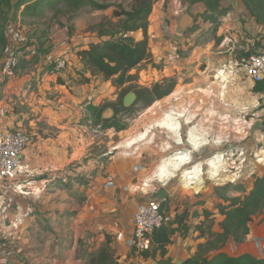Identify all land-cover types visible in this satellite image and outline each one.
<instances>
[{
  "label": "crops",
  "instance_id": "0c3cea01",
  "mask_svg": "<svg viewBox=\"0 0 264 264\" xmlns=\"http://www.w3.org/2000/svg\"><path fill=\"white\" fill-rule=\"evenodd\" d=\"M165 2L166 0H163L158 3L163 6ZM155 7L156 5L150 16L149 25L152 58L144 62L147 66L144 71L152 78L165 82L166 77L175 74L179 67L187 65L191 59H194L193 56L181 58L177 48L179 42L184 46L186 40L196 41L195 37L201 30L199 26L191 33L188 30L194 24L204 26V20L199 18L195 22V16L204 13L206 7L202 2L186 5L184 8L170 6L159 18L152 20ZM157 23L160 26L167 24L170 31L175 34L182 31L185 36L180 35L179 42L173 43L167 38V32L164 30L159 35L160 38H157L159 44L157 45L151 32ZM157 29L160 30L162 27ZM254 29L255 36L261 34L257 37L264 46V38H262L264 27L258 24ZM222 30L228 38L226 33L230 31ZM93 34L95 43H98L100 38L96 33ZM132 35L141 39L143 31L138 30ZM193 46L195 52L199 51L201 58H205L203 52L210 50L214 45L209 42L203 47L196 43H193ZM220 46L224 47L225 43L221 42ZM66 47L68 49L69 45L67 44ZM48 48L52 51L51 46ZM79 50L74 51L76 52L74 62L78 73L82 74L85 69L78 55ZM218 53L222 56L214 57L213 54L206 58L209 65L217 64V59L226 62L225 55ZM220 68L218 67L217 71ZM42 70L41 67L20 69V73L10 81L2 82L0 79V128H22L31 137V142L23 155L29 171L18 178L25 192L14 194L6 190L3 192V201L0 202V211H2L0 212V264H88L89 253L105 244H109L115 250V254L120 256L117 264H133L140 261L139 258L131 255L134 213L139 202L157 198L156 193L162 187L151 189L148 182L155 178L161 183H166L171 179L169 173L171 171L167 172V169L169 167L177 169L178 166H172L173 159L168 155L173 157L176 154H187L190 157L187 161H190L191 155H196L198 149L205 145V142L202 144L193 138V132L199 135L198 125H192L191 130H188L187 124L194 123V115L183 114L188 109H179L178 98L175 99V103L169 99L177 90L171 92V96L156 99L145 107L143 114L145 139L148 143H153L155 129L166 130L163 137L164 148L161 152H166L167 155L144 183L147 188H142L140 183L145 179L146 171L156 162V157L149 156L148 159L146 157L141 160L140 156H132L135 153L124 154L118 151L121 148L126 151L139 149V146L135 145L136 137L127 138L115 147H111L113 140L110 138H107L108 143L96 140L98 133L104 134V131L112 135L126 132V128L102 129V123L94 122L87 107L89 104L101 106L102 98L106 97L104 91L109 90V93L112 91L110 87L104 88V83L107 86L112 85L113 90L116 89L112 80H105L102 76H91L90 73L85 72L91 80L77 83L73 80L75 73L69 70L67 75L65 73L62 76L65 79L62 82L58 81L55 75ZM92 78H97V81ZM102 80L104 82L101 89H103L99 90L97 84ZM157 107L162 112L160 117H154L156 114L154 109ZM113 116V109L108 108L103 111V119ZM185 124L188 127L185 134L186 139L189 138L187 143L190 148L184 145L182 130ZM209 137L205 139L207 145L210 144ZM104 143L107 146L99 150L97 152L99 154L92 153L91 146L97 145L102 148L101 144ZM200 144L202 146H199ZM169 145L172 146L171 149L168 148ZM176 150L182 151L172 153ZM86 159L89 160L84 161ZM104 160L107 161L104 167H101L98 163H103ZM179 163L181 162L178 161ZM207 164L210 165V160ZM165 187L169 191L167 203H170L174 191L169 185ZM10 197H12L11 203L8 202ZM216 206L210 207L203 201L187 202L184 208L169 212L174 217L186 207L190 212L198 210L202 213L204 208L216 210ZM3 217L6 219L4 223L1 221ZM21 218L24 220L23 227L27 228L26 231H21L15 240H11L8 234L4 237L5 233L12 231L10 227L18 225V220ZM217 218V222L223 219L220 215H217ZM202 220V215L196 217L191 215L187 220L192 225L189 233L186 236L180 233L173 236V242L168 247V256L175 263L192 256L198 244L206 241V238H200L199 232L195 230V226ZM259 223L250 224V233L243 242H234V248L229 250L228 242L220 251L232 256L248 253L256 257H264V221ZM142 263L155 264V261L148 259Z\"/></svg>",
  "mask_w": 264,
  "mask_h": 264
},
{
  "label": "rangeland",
  "instance_id": "374dc122",
  "mask_svg": "<svg viewBox=\"0 0 264 264\" xmlns=\"http://www.w3.org/2000/svg\"><path fill=\"white\" fill-rule=\"evenodd\" d=\"M98 1L111 5L104 10H94L91 7H85L77 13H72L68 11V7L62 2L55 10H46L43 16L21 15V24L28 39L26 45L21 48L25 58L29 61L27 68L41 67L45 54L37 53L38 48L35 42L39 39L47 40L45 45L47 47L51 46L52 51H50V54H52L53 59L63 58L66 60L65 75L68 74L69 70H72L75 73V79L72 78L74 82L82 83L83 76L78 73L79 71H77L75 66L74 54L76 52L74 51L95 43L96 40H94L95 35L93 33H95L94 30L97 24L105 17H114V11L119 6L120 8L129 9L134 0ZM159 1L155 3V13L152 16L154 19L152 20L159 18L161 13L164 10H168L170 6H181L184 8L186 5L196 3L193 0H166L162 6L161 3H158ZM222 6L229 8L228 13L220 17L216 23L204 21L203 27L197 25L201 30L195 37L196 41L194 42V39L186 40L184 41V46L179 42L180 35H184V33L180 31L175 34V32L170 31L167 24L160 26L157 23L151 31L153 32L152 38L156 40L157 44V38L159 39L162 31L166 30L167 38L171 42H179L178 55L181 58H189L191 56L194 58L187 65L179 67L175 74L173 73L171 76L166 77L165 83H161L165 84L164 86H168L174 82L173 91H177L169 99L172 100V103H175V99L178 98L179 109H188L183 114L194 115V123L187 124L189 129L185 124V128L182 130L185 147L190 148L187 141L189 138L186 139L185 133L186 129L191 130L192 125H198L199 129V135L193 132L194 140L202 144L205 142V145L198 149L196 155H191L190 161H187L190 159L187 154H176L173 157L168 155L169 158L173 159L172 166H178L177 169H170L171 167L167 169V172L168 170L171 171L169 172L171 180L167 185L174 191L170 203L166 204V208L169 211L184 208L187 202L203 201L208 206L214 207L218 203L224 202L223 197H244L251 190L255 177L264 174V91H254L255 84L250 78L238 73L230 63L235 58L246 55L247 49L253 52L261 47V39L258 40L259 37H257L261 34L255 36L254 28L258 27V23L246 10L242 0H223ZM176 14H178V11ZM159 27H162V29L158 30L157 28ZM222 29L230 31V33H226L228 38ZM44 34H46V37L43 36ZM262 38L264 37L262 36ZM209 42H212L214 46L210 50L204 51L203 55L205 58H201L199 51L195 52L193 43L203 47ZM221 42L225 43L224 47L220 46ZM67 44L69 45L68 49L66 47ZM218 52L225 55L227 58L226 62H220V59H217V64L214 63L212 65L211 63L209 65L206 58L213 56V54L214 57L222 56ZM218 67L222 68L217 71ZM145 68H147L146 63H143L134 69L132 72L138 73L139 79L123 87L115 86L116 89L113 90L112 85L107 86L104 83L103 87H110L112 91L110 93L109 90L104 91V96L106 97L102 98L101 106H107L106 109L111 108L114 111L115 107L120 108V100L124 96L123 92L126 88L131 86L135 89L140 87L151 88L154 84L159 83V79L152 78L145 73ZM223 68L229 73L224 71ZM213 69L215 71L212 72ZM45 71L42 70V72ZM56 78L62 82L65 80L62 75L60 77L56 76ZM95 80L97 81V78ZM103 82V80L100 81L97 84L98 88L95 87V89L102 90ZM145 104V100L139 101L137 104L131 105L129 110H122L116 115L114 111L115 121L124 125L126 132L112 135L104 131V134L98 133V137H96L97 141L106 143H108L107 138L112 139L111 147L126 141L127 138L136 137L137 144L135 145L139 146V149L135 150L136 153L132 156H140L141 160L146 157L148 159L149 156L156 157V162L146 171L145 179L140 183L142 188H147L144 183L147 182L148 177L151 176L167 155L166 152H161L162 148H164L165 138L163 137L166 130L155 129L153 132V143H148L145 139L146 135L143 128ZM162 109L164 110L165 108ZM154 111L156 112L154 117L162 115L159 107L154 109ZM98 130L100 129L98 128ZM207 137H209V145L205 141ZM128 144L130 145V141H128ZM202 144L199 146H202ZM101 145L103 146H101L102 148L97 145L91 146L93 149L92 153L99 154L97 152L107 146L105 143ZM132 150L118 149L120 153L124 154L126 152L134 154ZM177 160L181 163L178 164ZM208 160H210V165L207 164ZM106 161L104 160L103 163L105 164ZM191 168L194 170H189ZM148 184L151 189L163 185L155 178ZM0 212L2 213V211ZM5 220L4 217L1 219L3 223ZM262 221H264V210L254 216L252 223L257 225ZM23 222V218L19 219L18 225L10 227L12 231L5 233L4 237L8 234L11 240H15L21 234V231L25 232L27 229L23 227ZM218 230L219 228L216 226L214 231ZM228 242L230 246H227V249L234 248V241ZM139 264L143 263L140 262Z\"/></svg>",
  "mask_w": 264,
  "mask_h": 264
},
{
  "label": "trees",
  "instance_id": "16d2710c",
  "mask_svg": "<svg viewBox=\"0 0 264 264\" xmlns=\"http://www.w3.org/2000/svg\"><path fill=\"white\" fill-rule=\"evenodd\" d=\"M157 1L159 0H134L129 9L119 6L114 11V17L103 18L94 30L100 41L78 51L85 72L90 73L91 76H102L105 80H112L113 85L117 87H123L138 80L139 74L132 71L152 58L148 30L150 16ZM193 1L202 2L206 7L204 13L195 16V22L201 17L204 21L216 23L229 11V8L222 6L223 0ZM62 2L72 13H77L85 7L104 10L111 5L98 0H0V59L8 42V26L11 22L16 21L20 11L24 16H43L46 10H55ZM242 2L256 23L264 27V0H242ZM196 28L197 25L194 24L188 32L191 33ZM138 30L143 31L141 39L132 35ZM43 36L46 37V34ZM46 41L39 39L35 42L38 48L37 53L45 55L50 53V48H45ZM245 53L249 55L250 50ZM28 64L29 61L25 57L21 58L17 70L27 68ZM85 72H82V83L91 80ZM163 83H156L151 88L135 89L133 86L126 88L123 92L124 96L120 100V108H114L115 115L122 110L131 108L124 106L123 103L125 95L131 90L137 94L134 104L145 100L146 106L156 99L169 95L174 90L175 83L172 82L168 86H164ZM254 84V91H264V82ZM87 107L94 122L102 123L103 128L125 129L124 125L115 121L114 116L109 119L102 118L103 111L107 106L89 104ZM223 200V203L216 206V210L204 208L200 213L198 210L190 212L186 207L183 212H177L174 217L153 232L151 248L140 252V256L145 260L153 259L155 264H264V257H256L248 253L232 256L220 251L229 240L243 242L250 233V224L254 220V216L264 210V174L255 177L251 190L244 197H223ZM163 208H166V205ZM166 210L168 211V208ZM191 215L203 216V220L195 226V230L199 232V237L206 238V241L198 244L197 250L192 256L181 263H175L168 256V247L173 242L175 234L180 233L182 236H186L189 233L192 225L187 220ZM217 215L223 217L219 222H217ZM216 222L219 231H214ZM131 255L136 256L133 248ZM119 258L120 256L115 254V250L109 244H105L98 250L89 253L87 262L88 264H117Z\"/></svg>",
  "mask_w": 264,
  "mask_h": 264
},
{
  "label": "built area",
  "instance_id": "2783aa9c",
  "mask_svg": "<svg viewBox=\"0 0 264 264\" xmlns=\"http://www.w3.org/2000/svg\"><path fill=\"white\" fill-rule=\"evenodd\" d=\"M21 17L20 13L16 21L11 22L8 26V42L0 59V79L2 82L10 81L20 73V69L17 70V68L21 58L25 57L21 48L26 45L28 39L21 24ZM230 63L238 73L244 74L252 82H264V46L253 52L250 51L249 55L235 58ZM66 67L65 59H53L50 53L45 55L41 65L46 73L58 77L65 74ZM30 142V134L22 128H0V202L3 201V192L6 190L14 194L25 192L22 183L18 182V178L29 171L23 160V155ZM168 148L171 149L172 146L169 145ZM135 150H133L134 153H136ZM181 151L176 150L172 153ZM98 164L101 167L105 165L102 162ZM169 181L162 183V186H166ZM11 198L9 203L12 201ZM167 202L168 197L165 196L146 199L138 203L134 213L131 245L135 249L136 258H139L140 261L133 264L145 263L146 260L140 256V252L151 248L153 232L173 217L169 210L163 208Z\"/></svg>",
  "mask_w": 264,
  "mask_h": 264
},
{
  "label": "water",
  "instance_id": "95a60500",
  "mask_svg": "<svg viewBox=\"0 0 264 264\" xmlns=\"http://www.w3.org/2000/svg\"><path fill=\"white\" fill-rule=\"evenodd\" d=\"M136 99H137L136 92L131 91V92L127 93L124 97V100H123L124 106L129 107V106L133 105L135 103ZM263 124H264V121H263ZM168 195H169V191L165 186H162L159 189V191L156 193L157 197H165ZM178 263H181V262H178Z\"/></svg>",
  "mask_w": 264,
  "mask_h": 264
},
{
  "label": "bare ground",
  "instance_id": "6f19581e",
  "mask_svg": "<svg viewBox=\"0 0 264 264\" xmlns=\"http://www.w3.org/2000/svg\"><path fill=\"white\" fill-rule=\"evenodd\" d=\"M223 70H224V71H226V69H225V68H223ZM226 72H227V71H226ZM227 73H229V72H227Z\"/></svg>",
  "mask_w": 264,
  "mask_h": 264
}]
</instances>
